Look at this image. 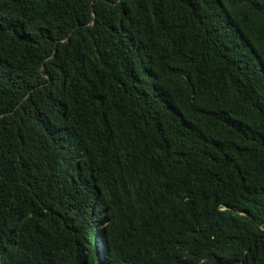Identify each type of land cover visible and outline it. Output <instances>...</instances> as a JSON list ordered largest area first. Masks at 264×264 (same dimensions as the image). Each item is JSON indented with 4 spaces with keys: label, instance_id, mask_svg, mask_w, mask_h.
I'll return each instance as SVG.
<instances>
[{
    "label": "trees",
    "instance_id": "16d2710c",
    "mask_svg": "<svg viewBox=\"0 0 264 264\" xmlns=\"http://www.w3.org/2000/svg\"><path fill=\"white\" fill-rule=\"evenodd\" d=\"M0 264H264V0H0Z\"/></svg>",
    "mask_w": 264,
    "mask_h": 264
}]
</instances>
